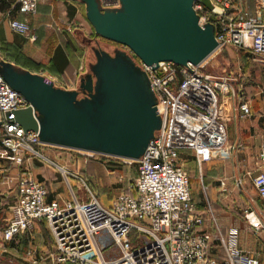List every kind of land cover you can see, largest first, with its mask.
I'll return each instance as SVG.
<instances>
[{
    "label": "built area",
    "instance_id": "1",
    "mask_svg": "<svg viewBox=\"0 0 264 264\" xmlns=\"http://www.w3.org/2000/svg\"><path fill=\"white\" fill-rule=\"evenodd\" d=\"M41 1L17 0L18 9L35 13ZM210 1L216 12L201 0H196L195 8L202 22L215 24L218 49L249 47L264 62V0H258L255 12L233 9L232 0ZM101 3L120 6V0ZM10 24L16 32L35 38L28 21L12 18ZM125 48L146 70L163 123L139 159L124 158L137 162V173L110 206L101 202L81 171L64 167L71 195L48 197L47 184L36 176L30 160L45 157L44 147L55 145L43 143L37 131L26 130L15 120V110L30 102L0 73V158L22 166L13 215L0 231L5 241L2 250L8 251L7 243L15 235L44 219L55 243L52 264H264V246L253 253L238 246L237 226H231L227 236L201 228L205 217L193 200L190 175L180 156L182 149H192L199 160L228 157L232 145L227 123L237 108L240 116L250 115L249 103L239 100L233 105L239 95L234 81L206 72L204 61L150 65ZM252 183L264 201V172L255 173ZM245 218L255 235L264 233V219L254 210L247 209ZM216 240L226 249L224 260L211 254ZM28 254L33 255L32 250ZM39 260L33 256L31 261Z\"/></svg>",
    "mask_w": 264,
    "mask_h": 264
},
{
    "label": "water",
    "instance_id": "2",
    "mask_svg": "<svg viewBox=\"0 0 264 264\" xmlns=\"http://www.w3.org/2000/svg\"><path fill=\"white\" fill-rule=\"evenodd\" d=\"M80 1L95 30L88 41L102 37L120 46L93 45L96 60L72 89L0 57V73L30 102L15 110V120L45 144L139 159L163 119L146 70L125 47L150 65L199 64L218 49L215 24L202 22L196 0H120L118 7Z\"/></svg>",
    "mask_w": 264,
    "mask_h": 264
},
{
    "label": "crops",
    "instance_id": "3",
    "mask_svg": "<svg viewBox=\"0 0 264 264\" xmlns=\"http://www.w3.org/2000/svg\"><path fill=\"white\" fill-rule=\"evenodd\" d=\"M232 1L233 9L243 7L255 12L259 7L258 0ZM84 8L85 4L80 0H42L35 13L27 14L19 11L17 0H0V57L34 72L42 73L58 86L67 89L76 88L81 76L88 70L90 71L92 62L85 61V56L79 48L82 43L78 35L82 30L81 14ZM12 18L28 21L36 35L35 38L13 30L10 24ZM239 100L249 103L251 114L240 116L237 108L228 121V144L232 145V153L228 157L214 156L207 160H199L192 149H182L180 156L181 159L182 156H192L191 159L197 168V172L189 170V175L193 200L205 217L201 228L227 236L230 227L237 226L239 229L238 246L253 253L264 246V233L257 236L249 225L244 231L240 226L230 224L228 218L218 214L209 196L214 192V188L228 189L232 181L249 184V192L252 195L248 209L254 210L264 219V201L252 183L255 173L264 172V160H262L264 154V78L262 85L255 83L240 88L233 105ZM35 158L30 160L33 170ZM21 168V165L0 159V231L13 215ZM59 168L61 170V166ZM35 174L47 184L49 198L70 196L68 187L64 188V192L62 189L52 191L46 178L39 177L36 172ZM48 174L53 177L51 171H48ZM115 197L116 195L109 204H105L102 198H99L104 205L110 206ZM4 244L5 241L0 232V258L12 255L27 264H32V257L36 256L40 259L38 264H52L50 256L55 249V243L48 223L44 219L35 221L32 228L15 235L7 243L9 250L6 252L2 250ZM29 250H32L33 255L28 254ZM211 254L220 260L226 258L227 252L220 240L214 241ZM12 264H16L14 260Z\"/></svg>",
    "mask_w": 264,
    "mask_h": 264
},
{
    "label": "rangeland",
    "instance_id": "4",
    "mask_svg": "<svg viewBox=\"0 0 264 264\" xmlns=\"http://www.w3.org/2000/svg\"><path fill=\"white\" fill-rule=\"evenodd\" d=\"M81 15L82 30L79 32L78 39L82 43L79 48L85 56V61L93 62L96 60L92 49L93 45L101 46L110 51L120 46L102 37H98L96 43L94 41L89 42L90 38L95 37V30L86 16L85 8ZM203 69L214 75L231 78L238 91L249 84H263L264 62L249 47L227 45L219 48L204 60ZM43 153L45 157L37 156L33 160L35 170L33 171L39 177L46 178L50 190L61 191L60 189H62V192H64V188L68 187L64 179V171L59 170V166L70 170H78L84 175L92 191L102 198L105 204H109L111 199L118 193L128 190L138 168L137 162L131 163L121 157L60 146H46ZM191 157L182 156L183 160L181 159L183 168L188 174L190 173L189 170L197 172L196 165ZM48 171L52 172L53 177L49 176ZM60 180L64 181L56 183ZM249 191V184L232 181L228 189L214 188V192L209 196L218 214L220 213L221 216L228 218L230 224L238 225L245 231L246 226L249 225L245 218L252 195ZM68 192H70L69 189ZM15 258L17 257L12 255L0 258V264H12L13 260L16 264H27V262L21 261L20 258Z\"/></svg>",
    "mask_w": 264,
    "mask_h": 264
},
{
    "label": "bare ground",
    "instance_id": "5",
    "mask_svg": "<svg viewBox=\"0 0 264 264\" xmlns=\"http://www.w3.org/2000/svg\"><path fill=\"white\" fill-rule=\"evenodd\" d=\"M207 2H208L210 5L212 4L210 0H207Z\"/></svg>",
    "mask_w": 264,
    "mask_h": 264
},
{
    "label": "trees",
    "instance_id": "6",
    "mask_svg": "<svg viewBox=\"0 0 264 264\" xmlns=\"http://www.w3.org/2000/svg\"><path fill=\"white\" fill-rule=\"evenodd\" d=\"M253 52V51H252ZM1 159V158H0ZM137 173V172H136ZM40 179V178H39ZM42 180V179H41ZM50 199H53V198H50Z\"/></svg>",
    "mask_w": 264,
    "mask_h": 264
}]
</instances>
